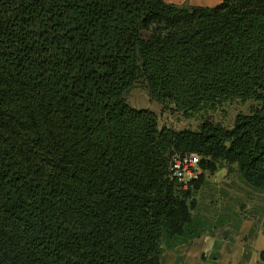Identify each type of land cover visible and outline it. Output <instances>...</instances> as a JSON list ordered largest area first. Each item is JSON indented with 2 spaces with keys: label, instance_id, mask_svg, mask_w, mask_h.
I'll list each match as a JSON object with an SVG mask.
<instances>
[{
  "label": "trees",
  "instance_id": "obj_1",
  "mask_svg": "<svg viewBox=\"0 0 264 264\" xmlns=\"http://www.w3.org/2000/svg\"><path fill=\"white\" fill-rule=\"evenodd\" d=\"M139 83L186 118L256 105L176 130L127 102ZM185 153L187 188L169 178ZM232 166L264 193V0H0V264H161Z\"/></svg>",
  "mask_w": 264,
  "mask_h": 264
},
{
  "label": "rangeland",
  "instance_id": "obj_2",
  "mask_svg": "<svg viewBox=\"0 0 264 264\" xmlns=\"http://www.w3.org/2000/svg\"><path fill=\"white\" fill-rule=\"evenodd\" d=\"M125 98L136 109H149L156 113L161 126L172 127L176 130H196L205 116L230 128L237 115L248 114L256 105L253 101L244 103L234 100L219 105L216 110H208L207 113L203 112L186 118L165 110L150 97L146 88L140 83L126 93ZM195 201L196 208L192 213L197 229L203 234L232 220H261L264 218V193L247 186L236 166L230 169L225 167L215 174L206 173L201 188L196 193ZM184 243L182 240H177L176 247L165 248L163 264H175L180 254L183 255L182 251H179Z\"/></svg>",
  "mask_w": 264,
  "mask_h": 264
},
{
  "label": "crops",
  "instance_id": "obj_3",
  "mask_svg": "<svg viewBox=\"0 0 264 264\" xmlns=\"http://www.w3.org/2000/svg\"><path fill=\"white\" fill-rule=\"evenodd\" d=\"M168 3L215 7L223 0H166ZM264 218L236 219L182 244L175 264H264ZM162 255V263L163 264Z\"/></svg>",
  "mask_w": 264,
  "mask_h": 264
},
{
  "label": "built area",
  "instance_id": "obj_4",
  "mask_svg": "<svg viewBox=\"0 0 264 264\" xmlns=\"http://www.w3.org/2000/svg\"><path fill=\"white\" fill-rule=\"evenodd\" d=\"M203 174L201 157L196 153L173 154L169 163V178L187 188Z\"/></svg>",
  "mask_w": 264,
  "mask_h": 264
}]
</instances>
